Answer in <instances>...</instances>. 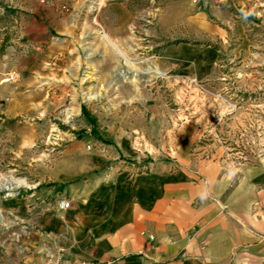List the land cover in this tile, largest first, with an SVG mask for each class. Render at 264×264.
<instances>
[{
	"label": "rangeland",
	"instance_id": "1",
	"mask_svg": "<svg viewBox=\"0 0 264 264\" xmlns=\"http://www.w3.org/2000/svg\"><path fill=\"white\" fill-rule=\"evenodd\" d=\"M213 48L215 72L168 55ZM150 64L166 74L138 71ZM182 146L234 168L264 159V0H0V179L27 182L0 190V264H43L16 208L39 213L51 178L94 153L179 168Z\"/></svg>",
	"mask_w": 264,
	"mask_h": 264
},
{
	"label": "crops",
	"instance_id": "2",
	"mask_svg": "<svg viewBox=\"0 0 264 264\" xmlns=\"http://www.w3.org/2000/svg\"><path fill=\"white\" fill-rule=\"evenodd\" d=\"M168 55L186 73L218 67L215 48ZM176 154L179 168L158 161L139 169L94 153L85 167L51 178L36 190L39 213L16 208L38 226L34 251L63 247L69 259L130 264H264V159L234 168L194 159L184 146Z\"/></svg>",
	"mask_w": 264,
	"mask_h": 264
},
{
	"label": "built area",
	"instance_id": "3",
	"mask_svg": "<svg viewBox=\"0 0 264 264\" xmlns=\"http://www.w3.org/2000/svg\"><path fill=\"white\" fill-rule=\"evenodd\" d=\"M59 207L67 209L71 206V200L67 198H60L58 200ZM43 264H130L129 262L121 258H108L105 260L95 259H69L66 256L65 249L63 247L56 248V250L50 251L44 257Z\"/></svg>",
	"mask_w": 264,
	"mask_h": 264
},
{
	"label": "bare ground",
	"instance_id": "4",
	"mask_svg": "<svg viewBox=\"0 0 264 264\" xmlns=\"http://www.w3.org/2000/svg\"><path fill=\"white\" fill-rule=\"evenodd\" d=\"M118 51L120 52L121 55H123V53L120 50ZM138 69H139L138 70L139 72L147 74L149 78H154L159 75L166 74L165 70H163L160 66L156 64H150L146 68H138ZM94 97H95V94H92V93L87 96L88 99H92ZM23 184H27L24 178L16 179L14 177L4 176L2 179H0V190L2 189L14 190V189L21 187V185ZM0 220H1V213H0Z\"/></svg>",
	"mask_w": 264,
	"mask_h": 264
}]
</instances>
